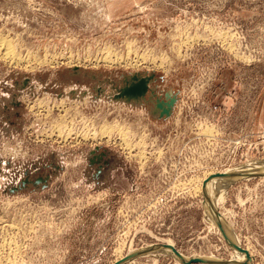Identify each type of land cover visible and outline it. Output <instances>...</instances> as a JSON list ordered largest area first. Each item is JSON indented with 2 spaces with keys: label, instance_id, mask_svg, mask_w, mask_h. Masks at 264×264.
I'll return each instance as SVG.
<instances>
[{
  "label": "rangeland",
  "instance_id": "374dc122",
  "mask_svg": "<svg viewBox=\"0 0 264 264\" xmlns=\"http://www.w3.org/2000/svg\"><path fill=\"white\" fill-rule=\"evenodd\" d=\"M4 43L0 264L231 259L203 184L264 159V0H0ZM217 212L264 264V176Z\"/></svg>",
  "mask_w": 264,
  "mask_h": 264
},
{
  "label": "bare ground",
  "instance_id": "6f19581e",
  "mask_svg": "<svg viewBox=\"0 0 264 264\" xmlns=\"http://www.w3.org/2000/svg\"><path fill=\"white\" fill-rule=\"evenodd\" d=\"M6 46V47H4ZM4 48L0 46V51L1 49H5L3 55L6 57H10L12 52L10 51V47L8 44L4 43ZM50 63V62H49ZM93 134V133H92ZM127 135V134H126ZM123 138V137H122ZM223 174L228 175V177H221L217 180L211 179L208 183H206L204 186H209V184L213 183V186L209 191L204 194V199H203V206H204V215L207 218V220L215 227H217V223L219 222L222 225L223 231L225 232L226 236L228 237L229 241L232 242L233 244L239 246L240 243L237 240V236L234 235V232L231 230L230 226L225 222L223 219L221 213H219L217 216H215V211L218 209V203L224 200L226 194H227V189L230 186L231 183L240 180L242 178H245L243 176H246L247 174H252V173H264V159L263 160H253V161H247L244 164L231 168V169H226V171L221 172ZM218 229V227H217ZM219 230V229H218ZM170 246H173L171 243H167V246H157L153 248L152 250L146 252V255L149 254H167L173 258L176 259L180 264H184L181 262L180 258L173 253L171 250ZM232 248V257L229 259L227 264H238L239 262H242L245 260V254L238 250L237 248L231 247ZM132 252V251H131ZM149 253V254H147ZM144 255V254H143ZM154 255V256H155ZM183 257L188 260V259H195V258H201V259H207L210 261V264H222L219 263L221 260H217V258H212V257H201V256H191L188 257L183 254ZM176 264H179V263ZM10 263V262H9ZM2 264V263H1ZM121 264H131L130 260H127ZM248 264H251L250 259Z\"/></svg>",
  "mask_w": 264,
  "mask_h": 264
},
{
  "label": "water",
  "instance_id": "95a60500",
  "mask_svg": "<svg viewBox=\"0 0 264 264\" xmlns=\"http://www.w3.org/2000/svg\"><path fill=\"white\" fill-rule=\"evenodd\" d=\"M130 79L131 80L129 82H127L126 86L121 90V96H123L126 99L139 98V97L144 96L148 90V82L151 80V77H139V75L135 74V75L130 76ZM174 103H175V98L171 99L169 101V103L166 104L167 106L163 109L162 115L169 116L171 113V110L173 108ZM215 176L228 177V175L223 174V173H216ZM262 176H264V173H252V174H247L246 176H243L245 178H242V179L262 177ZM204 183H205V181H204ZM203 186H204V184H203ZM218 214L219 213L217 211H215V216H217ZM217 227H218L221 235L223 236V239L228 243V245L230 247L237 248L238 250H240L241 252H243L245 254V260L242 262H239L238 264H248L249 259H250L248 251L245 250L244 248L237 246V245L233 244L232 242H230L228 237L226 236L225 232L223 231L222 225L219 222L217 223ZM157 246H163V245H156L154 247L150 246V247H147L145 249L132 252V253L126 255L121 260L114 262L113 264H121L127 260L133 259L139 255L145 254L146 252L152 250L153 248H155ZM170 248L173 251V253L176 254L180 258L181 262L184 264H196V263L210 264V261H208L207 259L195 258V259L186 260L183 257V254L181 252H179L174 246H170ZM219 263L227 264L230 262L220 261Z\"/></svg>",
  "mask_w": 264,
  "mask_h": 264
}]
</instances>
